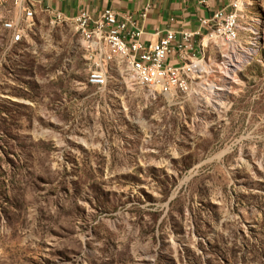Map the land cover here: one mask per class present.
Here are the masks:
<instances>
[{
  "label": "rangeland",
  "instance_id": "1",
  "mask_svg": "<svg viewBox=\"0 0 264 264\" xmlns=\"http://www.w3.org/2000/svg\"><path fill=\"white\" fill-rule=\"evenodd\" d=\"M242 1L237 50L209 41L173 96L71 21L12 43L0 10V264H264V0Z\"/></svg>",
  "mask_w": 264,
  "mask_h": 264
},
{
  "label": "built area",
  "instance_id": "2",
  "mask_svg": "<svg viewBox=\"0 0 264 264\" xmlns=\"http://www.w3.org/2000/svg\"><path fill=\"white\" fill-rule=\"evenodd\" d=\"M12 1L21 10L16 19H10L13 43L17 34H29L35 14L27 7L22 8L20 0ZM239 1L231 0L227 8L200 19L195 30L168 29L158 41L149 44L141 40L143 30L130 16L109 8L96 17L86 11L79 13L80 26L75 27L81 38L87 39L96 61L106 62L112 59V54H123L135 65L142 87L153 91L154 85H162V92L158 94L185 95L204 70L202 46L205 37L218 36L222 43L229 45L232 53L237 50L240 34L244 31ZM0 2L2 4L3 0ZM48 11L53 12L54 24L61 23L63 13ZM142 16L145 17V13ZM247 43L248 47L249 38ZM106 81L107 71L103 67L91 72L90 85L102 87Z\"/></svg>",
  "mask_w": 264,
  "mask_h": 264
},
{
  "label": "crops",
  "instance_id": "3",
  "mask_svg": "<svg viewBox=\"0 0 264 264\" xmlns=\"http://www.w3.org/2000/svg\"><path fill=\"white\" fill-rule=\"evenodd\" d=\"M21 7L31 9L34 14L46 13L48 9L63 13L68 19L86 11L92 16L105 9H113L121 15L130 16L143 30L144 43L156 42L168 29L195 30L200 19L209 18L215 11L227 8L231 0H20ZM3 12L21 14L12 0L0 4ZM145 13V17L142 15ZM50 15V14H49Z\"/></svg>",
  "mask_w": 264,
  "mask_h": 264
},
{
  "label": "bare ground",
  "instance_id": "4",
  "mask_svg": "<svg viewBox=\"0 0 264 264\" xmlns=\"http://www.w3.org/2000/svg\"><path fill=\"white\" fill-rule=\"evenodd\" d=\"M242 2H243L242 0L239 1V9H240V11H241V7H242ZM0 4H1V2H0ZM49 14L52 17V20L54 22L53 12L49 11ZM67 21L73 22L75 24V26H80V18H78L77 16L75 17V19L70 20L64 14L61 15V23H65ZM9 24H10V22H5L4 26L7 29H9L10 31H12L11 25H9ZM23 37H24V33L17 34L16 38H15V42H13V43L22 42ZM11 38H12V35H11ZM82 39L88 45L87 47L89 48V50L91 52V46L87 42V39L86 38H82ZM214 39H219L220 41H222V39L220 37H218V36H207V37H205L204 46H202V53L205 52V46L208 45V42L211 41V40H214ZM116 60L122 61L126 65V68H128V70H129L130 74L133 76V78L137 82L141 83V77L136 73V67H135L134 64H132V62H131V60H130V58L128 56H125L123 54H112V59H107L106 62H112V61H116ZM90 78H91V73H90V75L88 77V82H90ZM154 86H159V85H154Z\"/></svg>",
  "mask_w": 264,
  "mask_h": 264
}]
</instances>
